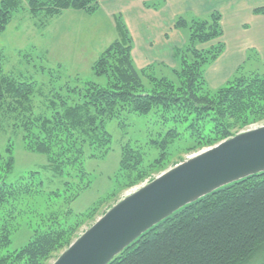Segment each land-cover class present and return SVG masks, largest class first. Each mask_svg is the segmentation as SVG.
Wrapping results in <instances>:
<instances>
[{
  "label": "trees",
  "instance_id": "trees-1",
  "mask_svg": "<svg viewBox=\"0 0 264 264\" xmlns=\"http://www.w3.org/2000/svg\"><path fill=\"white\" fill-rule=\"evenodd\" d=\"M100 1L0 0V34L23 10L34 18L68 8L90 14ZM220 20L216 10L209 19L193 20L186 44L176 53L178 65L155 62L139 68L132 57L133 37L119 14V37L91 66L105 83L76 76L74 83H53L46 97L34 82L5 72L0 63V111L21 132L26 149L46 155V167L67 177L61 189L51 190L34 170L8 180L14 166L10 143L0 152V264H51L83 226L120 199L122 189L146 183L185 155L264 123V73L235 76L215 90L208 87L206 67L225 48ZM185 24L179 17L174 26ZM39 95L43 98L37 102ZM129 115L149 116L155 127L148 128L144 140L121 144L114 187L87 210L75 212L71 204L91 185L84 160L105 157L112 144L106 123ZM23 224L31 237L8 250L13 231ZM263 242L264 172L175 211L109 264H241Z\"/></svg>",
  "mask_w": 264,
  "mask_h": 264
},
{
  "label": "rangeland",
  "instance_id": "rangeland-1",
  "mask_svg": "<svg viewBox=\"0 0 264 264\" xmlns=\"http://www.w3.org/2000/svg\"><path fill=\"white\" fill-rule=\"evenodd\" d=\"M116 1L104 0L99 8L90 14L70 8L53 17L40 15L34 18L25 10L15 14L0 34V63L3 69L22 81L34 82L37 88H41V93L45 97L49 95L52 85L55 84L57 87L66 80L74 83L76 76L81 80L105 83V77L96 76L91 66L103 49L119 37L115 22L103 14L105 12L108 15L106 9ZM204 1L206 3L202 5ZM230 1L235 3V0H203L202 6L197 9H193L185 0H175L174 5L169 4V1L167 5L163 2L158 3L159 5L150 2L148 7L156 8L160 16L157 18L146 16L144 21L131 24L136 46L142 39L148 40V36L153 40L155 38L161 40L162 33L166 32L170 35L169 39L163 36L162 42L154 41V51L147 53L144 47L140 51H146L150 63H155L157 60L154 59L157 58L170 60L171 63L163 60L158 62H164L171 67L176 66L179 59L176 53L188 40L190 24L194 19H209L212 11L216 10L221 13L220 23L224 32L222 41L225 48L216 60L206 67L208 87L215 90L235 76L264 73V0H238L237 5H230ZM179 17H182L186 24L175 28L172 22L177 21ZM207 45L209 43L204 46ZM173 46L175 55L174 52L173 55H168L167 49L172 50ZM163 72L168 73L166 67ZM211 76H215L216 80ZM42 98L43 96L39 95L37 102ZM155 124L151 117L141 115L115 118L106 123V129L112 136L111 150L105 157L84 160V168L91 185L83 189L71 204L75 212L87 210L98 198L114 187L121 144L125 141L132 142L134 139L144 140L148 128H154ZM9 143L14 166L7 177L8 180H15L34 170L42 179L46 190L62 188L67 177L56 176L49 167H46L48 164L46 155L26 149L21 132L0 111V152H4ZM185 157H189V154ZM165 170L164 168L157 172L154 177ZM138 186L140 185L122 189L118 196L121 198ZM85 227L83 226L81 230ZM31 234L32 230L27 225L19 226L11 235L8 250L23 246ZM53 260H50V263ZM263 260L264 242L241 264H257Z\"/></svg>",
  "mask_w": 264,
  "mask_h": 264
},
{
  "label": "water",
  "instance_id": "water-1",
  "mask_svg": "<svg viewBox=\"0 0 264 264\" xmlns=\"http://www.w3.org/2000/svg\"><path fill=\"white\" fill-rule=\"evenodd\" d=\"M264 172V123L192 154L121 197L51 264H109L175 211Z\"/></svg>",
  "mask_w": 264,
  "mask_h": 264
},
{
  "label": "crops",
  "instance_id": "crops-1",
  "mask_svg": "<svg viewBox=\"0 0 264 264\" xmlns=\"http://www.w3.org/2000/svg\"><path fill=\"white\" fill-rule=\"evenodd\" d=\"M103 1L104 0L100 1L98 8ZM109 1L111 2V0H109ZM168 1H169V4H171V5H174V3H175V0H119V1L117 0L113 5L109 6V8L106 9L107 13H109L108 15H106L105 12L103 11L104 12L103 14L105 15V17H110L115 22L114 23L115 28H116V16L119 14L120 15L122 14L123 19H124L125 23L127 24L128 28L130 30V33L133 37L132 57H133L135 65L139 68L150 63V59H149L147 53H150L151 51L155 50V42L154 41H156L157 43L162 42L163 36H164V38L167 37V39H169L170 35H168L166 32L165 33L163 32L162 36H161V40H158L157 38H155L153 40V38L148 36L147 37L148 40L142 39V42H139L138 45L136 46V42H135L132 30H131V24H137V23L144 21L145 20L144 18H146V16H150V17H154V18H157L160 16V15H158L159 13H157L158 10L156 8L152 9V8L148 7L149 6L148 3L152 2V3L158 4V3L163 2L164 4L167 5ZM185 2L190 4L193 9H197L199 6H202L206 3V1L203 2V0H185ZM231 2L232 1H230V5H232V4L237 5L238 4V0H235V3H233V2L231 3ZM201 3H202V5H201ZM210 7H212L211 4L209 5V8ZM110 9H114V10L108 11ZM203 9H204V7H203ZM148 12L150 13V15H148ZM117 13H119V14H117ZM172 23H173V27H175L174 26L175 22L173 21ZM142 47L147 49V53H146V51H140V49ZM167 51H168V53H167L168 55L169 54L173 55L174 46H173L172 50H170L168 48ZM151 57H153V56H151ZM154 60L155 61L157 60L156 62H158V60H161V61L163 60V61H166L168 64L170 62V60L157 59V58ZM151 62H153V61H151ZM211 74H213V71L211 72ZM211 77H213L214 80H216L215 76H211ZM206 78H207V76H206Z\"/></svg>",
  "mask_w": 264,
  "mask_h": 264
}]
</instances>
